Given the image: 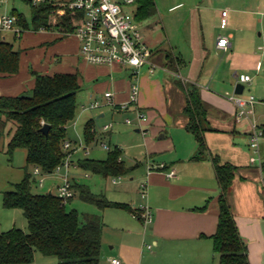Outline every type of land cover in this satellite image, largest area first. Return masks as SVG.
Masks as SVG:
<instances>
[{
    "label": "crops",
    "instance_id": "crops-1",
    "mask_svg": "<svg viewBox=\"0 0 264 264\" xmlns=\"http://www.w3.org/2000/svg\"><path fill=\"white\" fill-rule=\"evenodd\" d=\"M187 7L181 11L184 13L180 15L178 28L167 26L165 14L172 16L182 10V3L161 14L159 23L140 22L142 40L152 51V61L158 68L154 75L149 74L148 67L140 71L138 103L129 109L121 106L129 102L132 74L118 66L89 65L82 58L79 41L73 35L31 34L33 50L21 53L19 73L0 78V95L16 97L33 90V73L78 74L81 89L86 81L112 76L105 91L113 95L110 107L114 108L113 112L136 119L131 125L126 122L124 125L121 115L112 112L107 119L106 112L100 111L98 119H104V125L99 127L100 123L95 122L93 113L87 109L89 104L78 110L76 119L67 126L68 131L73 125L75 138L80 140L77 144L76 140L67 138L72 145V167L82 170L79 161L89 159L86 157L91 151L86 148L89 145L84 140V129L92 121L94 144L102 142L101 149L107 152V155L95 153L99 159L94 160L104 161L109 152L119 150L122 153L119 160L134 169L129 182L121 184L119 178L114 183L112 178L110 201L126 204L139 212L148 207L153 214V223L145 229L130 211L98 209L110 228L109 232L103 231V264H111L114 259L122 264H218L212 237L218 226L221 190L212 157H218L221 164L238 168L228 201L240 236L248 246L250 264H264L263 175L257 165L250 164L249 124L236 120L237 108L231 101L238 85L237 77H251L245 89L261 78L258 73L262 71L264 57V4L262 0H194ZM224 11L228 13V24L226 29H221ZM219 36L229 39L227 51L217 48ZM261 80L264 87V79ZM192 88L199 90L211 129L204 136L209 150L204 160L196 159L198 144L186 129L188 118L184 109ZM138 112L145 115V121H137ZM109 125L112 128L104 130ZM132 125L135 131L126 127ZM106 139L111 142L107 144ZM103 145L111 150H105ZM78 153L83 156L74 162ZM148 164H165L175 171L176 177L168 178L157 170L149 172ZM71 182L79 183L75 178ZM60 183L54 186L56 190ZM143 192L146 198H142ZM48 193L57 195L51 188ZM2 202L3 196L0 224L4 222L9 230L16 228L17 214L13 210L3 211L6 209Z\"/></svg>",
    "mask_w": 264,
    "mask_h": 264
},
{
    "label": "trees",
    "instance_id": "trees-1",
    "mask_svg": "<svg viewBox=\"0 0 264 264\" xmlns=\"http://www.w3.org/2000/svg\"><path fill=\"white\" fill-rule=\"evenodd\" d=\"M32 25L38 30L45 24L47 8L32 9ZM156 14L154 0H139L136 20L145 21ZM21 24L27 28L26 15L19 13ZM26 19V20H25ZM66 31H72L71 17L62 21ZM174 64L171 56L168 57ZM21 52L0 38V78L16 75L20 71ZM35 86L30 96L16 97L0 95V136L10 140L5 153L12 158L17 150L26 151V167L23 180L14 185V190L3 194V208L22 211L28 231L13 228L0 232V264H35V255L55 257L58 264H101L104 221L101 215H83L67 211L66 204L57 195L35 194L32 190L34 175L29 168H40L44 175H51L66 158L63 145L67 142V126L77 116V97L81 91L78 74L43 75L33 73ZM188 118L186 129L198 144L197 160L209 155L205 133L211 131L206 121L207 111L199 90L192 88L184 109ZM50 127L48 135L42 128ZM93 123L84 129V140L90 145L95 142ZM264 131V125L261 126ZM264 146V144H263ZM264 149V147H263ZM119 150L109 152L104 161L84 159L79 167L89 173L105 178H121L134 169L127 168L119 159ZM216 178L220 186L219 220L216 233L212 237L213 251L218 264H250L248 246L240 236L228 194L238 172L232 164H221L218 157H212ZM264 180V160L261 168ZM75 193L86 204L106 209H123L139 215L130 206L109 201L104 195L93 194L89 187L74 185ZM73 200V199H72ZM70 200L69 202H71ZM206 207L201 209L205 211Z\"/></svg>",
    "mask_w": 264,
    "mask_h": 264
},
{
    "label": "built area",
    "instance_id": "built-area-1",
    "mask_svg": "<svg viewBox=\"0 0 264 264\" xmlns=\"http://www.w3.org/2000/svg\"><path fill=\"white\" fill-rule=\"evenodd\" d=\"M10 1L0 0V6H5V12L0 14V38L6 42L5 33H12L15 40H21L26 33L55 32L62 36L73 35L80 44V54L89 65L97 67L118 66L133 71V82L130 88V99L123 109L138 103L140 95L139 74L144 67H148L150 75H154L157 65L152 61V51L143 43L141 23L136 20L137 3L139 0H19L32 9L47 8V18L44 25L35 30L30 21L25 28L17 10L7 11V5ZM133 9V10H131ZM33 11V10H32ZM227 11L222 13L221 29L227 27ZM67 16L71 17L72 31L68 32L62 26V21ZM25 19V20H26ZM230 47L228 38L219 36L217 48L227 51ZM238 84H249L251 77L242 75L237 77ZM105 105L113 106V95L110 92L104 94ZM231 101L237 108L236 120L238 122L247 121L250 128L249 147L251 150L250 164L262 168V147L264 144V131L255 118V106L258 101L254 96L244 98L243 95H235ZM104 106L100 101H94L87 108L88 110L100 109ZM137 121H145V115L138 112ZM128 125L131 120H126ZM111 125L104 127V130H110ZM104 149L110 151L107 145ZM64 152L67 154L63 163L56 168L55 174H60L66 169V175H63L61 183L57 190V197L63 204H68L75 198L74 185L69 178V169L72 166L70 142L63 145ZM157 170L166 174L168 178L176 177L172 169H168L165 164L152 166L148 164V171ZM53 173V174H54ZM33 175L39 178V187H44L45 176L40 168H34ZM119 178H113L116 183ZM143 189H146L143 187ZM147 194L142 193V198ZM140 220L146 229L153 223V214L148 207L142 208L139 215H133ZM150 250L151 247H148ZM111 264H122L114 259Z\"/></svg>",
    "mask_w": 264,
    "mask_h": 264
},
{
    "label": "rangeland",
    "instance_id": "rangeland-1",
    "mask_svg": "<svg viewBox=\"0 0 264 264\" xmlns=\"http://www.w3.org/2000/svg\"><path fill=\"white\" fill-rule=\"evenodd\" d=\"M154 1L156 3L157 12L154 16L144 21L145 25H148V23H152V22L159 23L161 14H164V12H166L171 7H174L182 3L184 4V8L182 10H177L178 8L174 9L177 11L174 12L172 16L171 14L170 15L165 14V22L167 26L168 27L174 26L178 28L179 26H181V21L179 20L180 15L184 13L181 11H186L188 8L187 6H189V4H191L194 0H154ZM262 4H264V0H262ZM5 9H6L5 6H0V14H3L5 12ZM12 10H17L18 12L25 14L28 21L32 23V20H33L32 10L27 5L23 4L21 1L19 0H16L15 2L10 1L7 5V11L10 12ZM35 33H38V32H31L30 35L29 33L25 34L21 40H15L12 33H5L4 37H6V43L13 45L16 51L24 53V50L26 51L33 50L32 47H33L34 42L33 43L31 42L33 40H31L32 38L30 37H31V34H35ZM261 62H262L263 68H262V71L258 73V75H260L261 78L256 79L252 83L251 86H246L245 93L243 95L246 98L249 96H254L257 99V101H259V104H257L255 107V112H256L255 118L260 126L264 125V87L261 84V81H262L261 79H264V57H262ZM125 71L126 73L133 74V71H131L130 69H125ZM255 74H256L255 72L252 73L253 76H255ZM111 80H112V76L111 77L110 76H100L97 79H94L93 82L86 81V83L84 84L85 86L82 87L77 97L78 110L81 111L83 106H88L89 104H91V102L96 101V100L100 101L103 105H105L104 94H105V91L107 90L106 89L107 86L110 85ZM27 95L30 96L31 91L26 93V96ZM91 96H93V100ZM100 111L106 112L107 119H108V116H110L113 113L114 114L116 113V112H113L114 108L110 106H102L100 109L92 110L91 113H93L94 115L95 122L100 123L99 127H102L104 125V123H102L104 119H98V115H99L98 113ZM116 115L120 116L121 114L116 113ZM121 118H122L124 125H126L125 122L127 119L131 120L132 122H136V119H134V117L131 115L122 114ZM105 121L108 122V120H105ZM126 127H128V129L131 131H135V128H136L134 125L126 126ZM98 130L100 131L101 128H98ZM75 136H76V133L74 131L73 125H71L69 126V129L67 131V138L73 141L76 140L78 142L77 144H80L79 143L80 140L75 138ZM9 140L10 138L7 135L0 136V200H2V196L4 193L13 191L14 185L20 183L23 180L24 174H25L24 169L27 165L26 164V158H27L26 151L17 150L14 153L12 158H10L5 153V149H6L7 144L9 143ZM105 142L109 144L111 140L106 139ZM101 143L102 142L98 143L97 146L94 143L90 144L89 146H86L89 152L91 151V153L86 158L93 159V160L99 159V156L95 155V153L97 152H101L104 155H107V152H104L101 149ZM263 147H262V158L264 160ZM82 156H83L82 153H78L77 155H75L74 162H78L79 158ZM33 170L34 169L30 167L29 173L33 174ZM131 174L132 173L128 174L127 176L121 177L119 180L121 184L125 182H129L130 178L132 177ZM63 175H66V169L64 168L60 174L54 173V174L45 176V184H44V187L42 188H40L38 184L39 178L34 176L35 181L32 185L33 192L35 194H48L49 188H51L53 189V192L57 194V190L54 186H57V184L61 182ZM85 175H88L89 178H86ZM69 178L71 180L74 178L77 179V181L79 182V183L77 182L78 185L89 187L90 190H93V194L103 193V195L109 201L112 199V184H111L112 178H105L103 176L95 175V174L86 172L84 170L82 171L79 169H75L72 166L69 169ZM134 180L136 181V178ZM105 187H107V189ZM66 206H67V211L69 212L76 210L80 214L82 222H83V215H86V214L102 215V213H99V210L97 207L82 202L77 193H75V198L71 202H69ZM3 211H6V213H8L7 210H3ZM13 211L14 213L17 214L16 219L18 221L16 223L17 224L16 228L27 232L28 224H27V221L22 211L20 210H13ZM104 223H105V227H104L105 231L109 232L110 228L107 225L109 224L107 219H106V222ZM8 230L9 228L7 227L6 224H4V222L2 223V225L0 224V232H7ZM107 248L110 249V247H107ZM35 260H36L35 264H58L59 263V260L57 258L44 257L39 252L36 253ZM103 263L104 262L102 260V264Z\"/></svg>",
    "mask_w": 264,
    "mask_h": 264
},
{
    "label": "water",
    "instance_id": "water-1",
    "mask_svg": "<svg viewBox=\"0 0 264 264\" xmlns=\"http://www.w3.org/2000/svg\"><path fill=\"white\" fill-rule=\"evenodd\" d=\"M244 90H245V85L243 84H238L235 88V95H243L244 93ZM49 129L50 127L48 125L44 126L42 128V133H44L45 135H48L49 133Z\"/></svg>",
    "mask_w": 264,
    "mask_h": 264
}]
</instances>
